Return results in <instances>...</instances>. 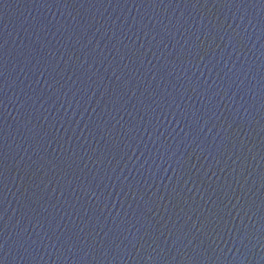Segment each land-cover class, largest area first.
<instances>
[{
    "label": "water",
    "instance_id": "obj_1",
    "mask_svg": "<svg viewBox=\"0 0 264 264\" xmlns=\"http://www.w3.org/2000/svg\"><path fill=\"white\" fill-rule=\"evenodd\" d=\"M0 264H264V0H0Z\"/></svg>",
    "mask_w": 264,
    "mask_h": 264
}]
</instances>
